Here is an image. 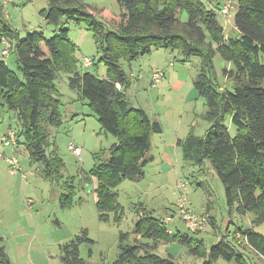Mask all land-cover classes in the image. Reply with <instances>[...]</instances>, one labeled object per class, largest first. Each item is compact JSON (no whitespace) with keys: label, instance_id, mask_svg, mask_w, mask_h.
I'll return each mask as SVG.
<instances>
[{"label":"trees","instance_id":"16d2710c","mask_svg":"<svg viewBox=\"0 0 264 264\" xmlns=\"http://www.w3.org/2000/svg\"><path fill=\"white\" fill-rule=\"evenodd\" d=\"M117 2L122 14L99 20L95 10L80 0H48L42 16L48 24L62 25L58 33L47 38L43 32L36 31L22 37L7 20L4 0H0V106L17 118L19 129H9L15 130L18 144L24 146L31 160L45 166L46 175L68 190L71 200L75 195L73 179L64 181L63 159L56 149L49 150L50 129L63 122L62 95L56 81L62 72L67 74L70 88L80 100L88 102L103 129L117 138L110 149L108 163L98 173L95 194L99 219L106 222L109 220H104L106 214L111 211L114 220H119L124 210L112 188L125 179L144 178L145 167L154 161L153 135L163 132L160 121L150 118L145 110L130 106L126 90L131 82L121 61L131 62L154 49L177 50L185 61L195 57L202 61L194 84L206 101L205 118L210 123L204 137L190 134L178 141L183 158L199 166L209 161L224 185L230 210L236 207L241 214L253 213L256 223L263 222L264 0H238L234 18L238 34L228 38L216 11L207 9L200 0ZM184 12L188 16L186 21L181 19ZM70 21L84 24L93 32L102 53L101 61L108 69L105 78L79 69L75 56L77 46L69 41V28L65 27ZM5 40L11 43L10 54L17 57L18 73L2 59ZM216 51L232 65L231 69H224L229 84H219L213 75ZM95 64L94 61L90 68ZM227 120L236 129L234 136ZM18 174L22 175V171ZM137 211L143 214L134 231L141 238L178 241L188 247L193 244L195 248H190V252L204 257V264H216L219 259L247 264L224 240L209 252L205 248L197 249L201 240L182 235L180 231L171 235L152 212L141 208ZM239 234L264 259V236L253 230H239ZM85 236L62 249L64 264H87L79 250L82 241L90 242ZM149 246L143 242L120 244L119 255L112 264H175L171 257H161ZM0 264H11L1 236Z\"/></svg>","mask_w":264,"mask_h":264},{"label":"rangeland","instance_id":"374dc122","mask_svg":"<svg viewBox=\"0 0 264 264\" xmlns=\"http://www.w3.org/2000/svg\"><path fill=\"white\" fill-rule=\"evenodd\" d=\"M80 1L91 6L99 20L122 14L117 0ZM200 1L207 9L216 11L226 38L237 36L234 18L238 0ZM229 3L233 8L230 15L225 16L221 10ZM47 7L48 0H19L6 8V18L22 37L36 31L50 38L58 33L62 24H48L42 16ZM181 19L186 21L187 13H182ZM65 27L69 28V41L77 46L75 56L79 69L105 78L108 69L105 62L101 61L102 53L99 52L93 32L75 21L67 22ZM84 57L92 58L95 66L89 70L84 68ZM2 59L12 70L19 72L15 54ZM213 62L216 82L229 84L224 69H231L232 65L225 62L217 51ZM121 64L131 82L126 90L130 106L143 109L150 118L160 121L163 132L153 135L151 152L155 160L145 167L144 178L125 179L112 188L118 194L117 198L124 210V215L117 221L111 211L105 212L109 216L106 214L104 220H109L103 222V219H99L95 194L98 173L108 163L110 149L117 143V138L103 129L88 102L80 100L70 88L67 74L62 72L56 81L62 95L63 122L50 129L49 150L56 149L63 159L64 181L66 178L73 179L75 195L71 200L68 190L59 185V181L46 175L45 166L31 160L23 145L4 146L1 138L7 130L19 128L14 113L0 106V154L6 158L16 156L22 168V175L12 174L7 163L0 161V236L4 239L11 264H64L62 249L85 234L90 242L82 241L79 250L80 257L87 264H112L119 255L120 244L148 241L152 252L164 258L172 256L176 264L205 263L204 257L190 252V248H195L193 244L188 247L178 241L170 243L163 240H152L151 243L150 239L139 237L134 230L142 216L137 211L140 208L153 211L155 218L175 216L168 223L169 228L174 232L179 230L182 235L200 238L201 245L196 246L197 249L205 248L209 252L212 246L224 240L243 256L247 264H264L263 258L247 245L242 235L240 238L237 236L239 230H253L264 236V221L256 223L255 214H241L236 207L230 210L224 185L212 164L205 161L199 166L185 161L178 145L179 140L186 139L190 134L204 137L210 127L205 118L206 101L198 94L194 84L201 59L195 57L185 61L177 50L154 49L150 54L131 62L122 60ZM156 70L164 71L166 75L156 88H152L151 75ZM226 124L234 136L235 127L230 120ZM70 144L82 148L81 159L69 149ZM177 154L182 164L177 168L174 165L171 169L167 161L176 158ZM180 184L183 185L181 190ZM182 194L196 214L205 212L215 221V226H209L201 234L189 232L177 213ZM28 201H32V208ZM227 263L224 259L218 262Z\"/></svg>","mask_w":264,"mask_h":264},{"label":"built area","instance_id":"2783aa9c","mask_svg":"<svg viewBox=\"0 0 264 264\" xmlns=\"http://www.w3.org/2000/svg\"><path fill=\"white\" fill-rule=\"evenodd\" d=\"M17 1L19 0H4L5 9L10 4H14ZM232 8H233V5L229 3L222 8L221 12L225 16H228L230 15ZM3 43H4V49L2 50L1 55L2 57H6L10 54L11 43L8 40H5ZM93 63H94V60L92 58H88V57L83 58L84 67L90 68L93 65ZM164 75H165L164 72L160 70H156L152 73L151 75L152 88H156L161 83V81L164 78ZM1 140L4 146L6 147H17L18 145V138H17L16 132L15 130H12V129H9L7 133L1 138ZM69 149L72 151V153L75 156L81 159L83 150L80 146H77L75 144H70ZM2 156L5 157L4 155ZM9 163L11 166L12 174H18L22 171L19 159L16 156L14 155L11 156V158H9ZM182 188H183V185L180 184L179 189L181 190ZM28 205L30 208H32V201H28ZM177 213L179 215V219L182 222V224L191 233L195 234L198 232L199 233L205 232L210 226L209 216L205 212L196 214L192 210V207L184 194H182V197L180 198V201L177 207ZM174 217L175 216L167 217L163 221V223L165 224L169 223ZM172 232L173 231L171 229L168 230L169 234H172Z\"/></svg>","mask_w":264,"mask_h":264},{"label":"crops","instance_id":"0c3cea01","mask_svg":"<svg viewBox=\"0 0 264 264\" xmlns=\"http://www.w3.org/2000/svg\"><path fill=\"white\" fill-rule=\"evenodd\" d=\"M164 72V71H163ZM166 75V74H165ZM153 145H154V143H153ZM152 155H153V157H154V160H155V155L153 154V152H152ZM183 158V157H182ZM170 159V158H169ZM1 160H3V162H6L7 163V165L9 166V168H10V163H9V158H5V157H3L1 154H0V161ZM168 162V167L169 168H171V169H173V167L172 166H174V165H176V168L178 167V165L180 166L181 164H182V161H181V159H180V157H179V154H177V156H176V158H173V159H170L169 161H167ZM152 163V162H151ZM11 171V170H10ZM168 176H170V175H168ZM165 182H167V181H165ZM141 204H143V203H141ZM145 211H147V212H152V215H153V211H151V210H148V209H145ZM143 213H140V215H142ZM167 217H169V216H167ZM166 217V218H167ZM166 218H158V219H161L162 221L164 220V219H166ZM211 221H212V223H211V225L210 226H215V221L213 220V219H211ZM182 223V222H181ZM166 226H168V224H166ZM177 231H179V230H177ZM177 231H175V232H177ZM201 234V233H200ZM139 236V235H138ZM237 236H238V238H240L239 236H240V234L238 233L237 234ZM140 237V236H139ZM196 238V237H195ZM197 240H201L200 238H196ZM152 240L150 239V242H151ZM154 242H156V241H154ZM157 242H160V241H157ZM143 243H147V244H149V241L148 242H143ZM152 243V242H151ZM150 245V244H149ZM157 245V244H156ZM151 246V245H150ZM151 249V248H150ZM171 258H172V256H170ZM220 260H222V259H219L216 263L218 264V262H220ZM264 260V259H263ZM206 261V260H205ZM175 262V261H174ZM226 262H228V261H226ZM176 264V263H175ZM227 264H238V263H236V262H234V261H231V262H228Z\"/></svg>","mask_w":264,"mask_h":264},{"label":"clouds","instance_id":"9594fccd","mask_svg":"<svg viewBox=\"0 0 264 264\" xmlns=\"http://www.w3.org/2000/svg\"><path fill=\"white\" fill-rule=\"evenodd\" d=\"M164 74H165V72H164ZM164 76H165V75H164ZM169 217H170V216H169ZM209 219L211 220V218H209ZM164 220H165V219H164ZM164 220H163V221H164ZM163 221H162V222H163ZM164 224H165V223H164ZM167 224H168V223H167ZM165 225H166V224H165ZM210 225H211V224H210ZM167 227H168V229H167V232H168V230H169L170 228H169V226H167ZM208 228H209V227H208ZM171 230H172V229H171ZM172 231H173V230H172ZM173 232H174V231H173ZM173 232H172V234H173ZM201 233H202V232H201ZM172 234H171V235H172ZM193 234H194V233H193Z\"/></svg>","mask_w":264,"mask_h":264}]
</instances>
